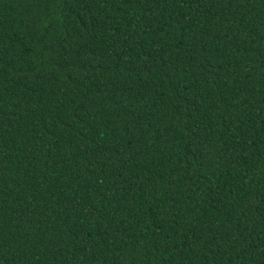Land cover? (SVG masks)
<instances>
[{"label":"trees","instance_id":"16d2710c","mask_svg":"<svg viewBox=\"0 0 264 264\" xmlns=\"http://www.w3.org/2000/svg\"><path fill=\"white\" fill-rule=\"evenodd\" d=\"M0 264H264V0H0Z\"/></svg>","mask_w":264,"mask_h":264}]
</instances>
